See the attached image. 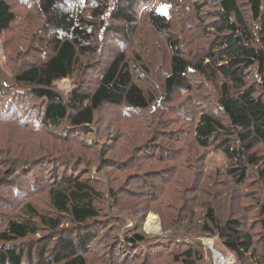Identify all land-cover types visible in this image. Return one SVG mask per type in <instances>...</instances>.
<instances>
[{
  "label": "rangeland",
  "instance_id": "rangeland-1",
  "mask_svg": "<svg viewBox=\"0 0 264 264\" xmlns=\"http://www.w3.org/2000/svg\"><path fill=\"white\" fill-rule=\"evenodd\" d=\"M7 1L16 18L9 29L0 33V231L7 220L27 216L24 206L28 202L45 209L49 206L50 183L61 180L63 173L53 167L45 179L36 181L29 177L32 171L41 177H44L43 172H48L42 169L47 164L36 165L35 159L49 156L48 159L55 160L56 156L70 155L76 162L74 175L83 176L105 194L104 200L96 201L103 210L102 216L88 225L96 234L87 248L89 264H182L175 262V255L188 247L204 253L205 262L210 258L212 264H219L223 256L224 264H239L217 236L202 231L204 214H199L198 209L203 212L212 206L217 208L221 219H241L259 237L263 234L258 219L264 206V179H258L253 173L256 167L249 165L251 173L246 182L240 184L228 175L231 160L222 146L216 145L218 141L208 147L198 143L195 128L201 113H221L220 90L209 83L211 79L205 81L204 77L191 73L194 76L189 89H180L167 101L164 99L165 79L171 71V41H178L187 57L202 58L210 46L209 35L213 31L205 27L211 24L216 3L143 0L138 5L139 26L135 33L126 29L127 36L108 32L107 26L120 23L101 16L99 21L106 25L96 30L99 51L90 57L84 55L82 68L69 78L55 82V90L68 98L73 90L95 88L102 69L116 54L124 52L131 60L135 81L149 92L153 103L145 110L104 105L96 115L94 137L89 138L88 143H81L82 132L77 135V131L68 126L56 128L57 136L21 124L25 115L32 122L39 118L38 105L43 109L47 101L17 86L15 76L48 58L45 48L53 32L48 30L40 13L38 0ZM116 1L106 3L113 6ZM240 1L252 23L250 0ZM154 3L156 10L171 21L170 30L160 32L146 21L142 6L150 7ZM256 72L253 68L251 75L258 79ZM14 176L17 180L8 188L6 180ZM211 182H215V188H210ZM19 188L25 190L21 194L14 192ZM107 188L113 189L109 196ZM193 192H198L200 199L192 205L191 199L196 198ZM208 200L213 202L207 203ZM150 216H155L158 222L154 230L149 226ZM73 224L64 221L57 233L31 236L27 244L34 241L41 246L46 244L45 256H54L58 240H51L60 238V231L61 236L67 238L66 230ZM123 233L128 237L139 233L148 243L131 245L124 241ZM26 250H30L28 245ZM41 251L44 248L41 247ZM215 251L221 256L217 257Z\"/></svg>",
  "mask_w": 264,
  "mask_h": 264
},
{
  "label": "trees",
  "instance_id": "trees-1",
  "mask_svg": "<svg viewBox=\"0 0 264 264\" xmlns=\"http://www.w3.org/2000/svg\"><path fill=\"white\" fill-rule=\"evenodd\" d=\"M107 1L38 0L40 13L48 30L53 32L45 48L49 56L44 62L22 70L15 76V81L17 86L29 89L35 97L46 99L47 104L43 109L38 105V111L41 112V116L37 118L39 122L37 119L34 122L32 119L28 121L29 117L25 115L23 122L19 119L22 125L57 136L59 132H54L56 128L68 126L75 129L77 135L82 132L81 143H88L87 140L95 134L97 112L104 105H125L127 108L145 110L153 103L149 92L146 93L135 81L131 60L124 52L116 54L107 67L102 69L95 88L73 90L68 98L54 88L55 82L69 78L82 68L84 55L90 57L99 51L96 30L99 26L106 25L99 21L102 15L109 16L113 23H120L107 26L108 32L124 36L128 35L126 29L131 30V33L136 32L140 23L138 5L143 0H117L113 6ZM204 2L206 5H217L211 24L205 27H210L209 31H213L209 35L211 38L208 36L210 46L204 56L196 60L183 54L178 41H171V71L165 79L164 99L167 101L172 93L180 89H189L194 76L191 73L204 77L205 81L211 79L209 83L217 85L216 88L220 90L218 105L221 113H201L195 128L198 143L202 147H208L218 141L216 145H221L231 160L228 175L240 184H244L251 173L249 165L256 167L253 173L258 179H264V3L262 0H250L251 23L242 10L240 0ZM144 5L142 7H145L146 21L154 29L165 32L172 28L171 21L166 14L156 10L155 3L152 5L154 8ZM15 18L10 3L0 0V33L9 29ZM253 68L260 79L252 77ZM1 92L0 80V94ZM29 109L33 111L32 108ZM68 156H56L55 160L48 159L49 156L33 160L36 165L46 163L48 169L41 168L48 173L43 172L44 177H41L32 171L25 176L29 175L40 181L50 174L53 167L62 170L63 176L61 180L50 183L47 209L28 202L24 206L26 217L5 222L4 229L0 231V264H89L87 248L96 234L91 232L92 227L88 225L102 216L103 210L100 205L97 206L96 201L104 200L105 194L83 176L74 175L73 165L76 162L73 156ZM15 180V176L6 180L8 188ZM210 186L215 188V182H211ZM24 190L13 189L18 194ZM111 192L113 193V189H106L107 195ZM199 195L198 192H193L196 198L191 199L192 205L200 199ZM198 211L199 214H204L202 231L217 236L225 250L231 252L239 264H264V206L258 219L263 232L259 237L241 219H221L217 208L215 210L210 206L203 212L202 209ZM190 212L194 213V210L190 209ZM64 221L74 224L66 230L67 238L61 236L60 231V238L51 240H58L54 246V256H45L46 244L41 246L37 241L27 244L31 236H51L52 233H57ZM121 236L131 245L148 243L139 233L129 237L123 233ZM26 245L30 250H26ZM41 247L44 251H41ZM203 254L188 247L175 255V262L212 264L210 258L206 262L203 260Z\"/></svg>",
  "mask_w": 264,
  "mask_h": 264
},
{
  "label": "bare ground",
  "instance_id": "bare-ground-1",
  "mask_svg": "<svg viewBox=\"0 0 264 264\" xmlns=\"http://www.w3.org/2000/svg\"><path fill=\"white\" fill-rule=\"evenodd\" d=\"M149 226H150V228L151 229H156L157 228V226H158V222H157V219H155V216H150V219H149ZM215 254H216V256L218 257V254H217V252L215 251L214 252ZM219 264H221L220 262H219ZM223 264V263H222Z\"/></svg>",
  "mask_w": 264,
  "mask_h": 264
},
{
  "label": "water",
  "instance_id": "water-1",
  "mask_svg": "<svg viewBox=\"0 0 264 264\" xmlns=\"http://www.w3.org/2000/svg\"><path fill=\"white\" fill-rule=\"evenodd\" d=\"M217 254H218V257L221 256V255H220L221 253L219 254V253L217 252ZM219 262H220L221 264H222V263H223V264L225 263V259H224L223 256H222V258H220V261H219Z\"/></svg>",
  "mask_w": 264,
  "mask_h": 264
},
{
  "label": "snow or ice",
  "instance_id": "snow-or-ice-1",
  "mask_svg": "<svg viewBox=\"0 0 264 264\" xmlns=\"http://www.w3.org/2000/svg\"><path fill=\"white\" fill-rule=\"evenodd\" d=\"M161 11H164V9L162 8Z\"/></svg>",
  "mask_w": 264,
  "mask_h": 264
}]
</instances>
